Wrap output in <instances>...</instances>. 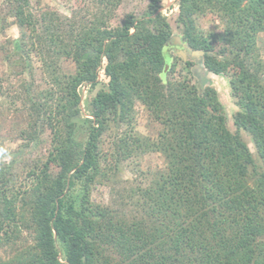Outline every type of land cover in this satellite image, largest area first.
Instances as JSON below:
<instances>
[{
  "label": "trees",
  "instance_id": "obj_1",
  "mask_svg": "<svg viewBox=\"0 0 264 264\" xmlns=\"http://www.w3.org/2000/svg\"><path fill=\"white\" fill-rule=\"evenodd\" d=\"M123 1L93 0L86 15L65 21L50 9L34 12L30 0H5L22 31L14 54L27 69L36 53L49 77L31 112L34 132H48L50 148L23 189L9 166L0 169V246H15L23 232L33 236L0 264H264V0L177 4L182 40L205 53L208 72L229 79L235 133L218 91L193 83L192 61L174 77L163 0H143L142 15L112 27ZM207 14L220 19L222 33L199 27ZM64 59L73 74L63 71ZM137 103L161 126L157 138L133 133ZM111 127L126 130L114 143L116 165L104 173L102 141ZM146 153H160L166 167L137 191V214L92 201L94 186L117 174L119 163Z\"/></svg>",
  "mask_w": 264,
  "mask_h": 264
},
{
  "label": "rangeland",
  "instance_id": "obj_2",
  "mask_svg": "<svg viewBox=\"0 0 264 264\" xmlns=\"http://www.w3.org/2000/svg\"><path fill=\"white\" fill-rule=\"evenodd\" d=\"M30 3L34 12L50 9L57 12L65 21H69L75 16L86 15L87 11L93 8V0H30ZM177 4L178 0H163L162 12L172 26L173 36L182 37L180 26L177 23ZM146 6L147 2L143 0H124L116 10L110 25L112 27L119 26L129 14L142 15ZM11 12V8L5 0H0V169L9 166L14 177L15 188L23 189L28 180L27 172L36 163L46 159L50 148L49 133L41 132L39 128L36 133L34 132L36 129L35 118L31 112V100L48 88L49 77L44 72L43 64L36 53L30 54L28 62L31 65L27 69L22 65L24 63L20 57L14 54L12 41L20 38L22 31L14 24ZM198 25L206 33L219 34L223 31V24L214 14L199 17ZM258 50L264 60V33L258 37ZM167 55H171L173 61H176L177 68L174 72L176 79H179L182 73L184 75L188 73L183 68V64L189 61L195 64L192 68L193 83L197 84L202 81L206 86L214 87L218 91L220 101L228 114L229 129L235 133L237 129L234 126V114L239 109L232 96L229 79L223 75L219 76L208 72L203 59L191 58L185 62L172 51L170 53L166 51L165 56ZM176 58L180 59L175 60ZM62 68L67 74L75 72V65L71 60H62ZM100 79L105 82L106 77L103 70L100 72ZM82 95L83 100L89 96L86 87L82 89ZM125 130V127L121 130L111 127L103 138L104 173L106 170L111 173L109 169L116 165L118 154L115 152L117 148H114V143L122 137ZM160 130L161 126L150 117L145 107L137 103L133 133L155 139ZM30 134L33 137H30ZM241 135L253 152L256 162L260 164L251 136L245 131H242ZM119 164L117 174L113 173L109 179L102 180L94 186L92 201L102 207L111 208L119 214L131 217L139 212V208L136 206L139 199L137 191L140 188L150 187L157 173L165 169L166 163L160 153H146L133 154L129 159ZM21 238L22 241L15 246H0V261L12 260L18 249L33 242V236L28 232H23Z\"/></svg>",
  "mask_w": 264,
  "mask_h": 264
},
{
  "label": "water",
  "instance_id": "obj_3",
  "mask_svg": "<svg viewBox=\"0 0 264 264\" xmlns=\"http://www.w3.org/2000/svg\"><path fill=\"white\" fill-rule=\"evenodd\" d=\"M174 52L177 56H180L185 62L188 59L195 58L197 60L203 59L205 53L203 51L192 50L189 44L182 40L181 36H173L172 46L168 48V52ZM166 72L168 71L170 62H167Z\"/></svg>",
  "mask_w": 264,
  "mask_h": 264
}]
</instances>
